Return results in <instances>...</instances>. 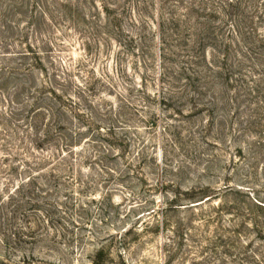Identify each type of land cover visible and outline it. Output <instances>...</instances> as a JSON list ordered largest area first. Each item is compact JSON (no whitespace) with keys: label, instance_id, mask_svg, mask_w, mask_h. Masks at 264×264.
Returning a JSON list of instances; mask_svg holds the SVG:
<instances>
[{"label":"rangeland","instance_id":"obj_1","mask_svg":"<svg viewBox=\"0 0 264 264\" xmlns=\"http://www.w3.org/2000/svg\"><path fill=\"white\" fill-rule=\"evenodd\" d=\"M99 259L264 264V0H0V264Z\"/></svg>","mask_w":264,"mask_h":264},{"label":"trees","instance_id":"obj_2","mask_svg":"<svg viewBox=\"0 0 264 264\" xmlns=\"http://www.w3.org/2000/svg\"><path fill=\"white\" fill-rule=\"evenodd\" d=\"M43 109H44V107H40L38 111L43 110ZM44 110H45L44 113H46V111H47V112H48V116L52 117V114L50 113V107L45 108ZM41 116H42V117H41ZM37 117H41V119L45 118V117H44L43 115H41V114L37 115ZM53 119H54V118H53ZM37 132H38V131H37ZM39 133H40V135H42V131H41V132L39 131ZM50 133H51V131H50L49 129H48V130H43V137H45V138L48 139L49 137H51ZM55 149L58 150L56 147H55ZM62 157H63V156H62ZM33 176H34V175H33ZM30 179H32V176H31V175H30V177H29L27 180H30ZM20 187H21V184L18 185L17 188H16V190H14V191H17V189H19ZM13 193H14V192H13ZM10 197H13L12 193H11ZM13 198H14V197H13ZM94 264H101L100 259H99V260H95V261H94Z\"/></svg>","mask_w":264,"mask_h":264}]
</instances>
